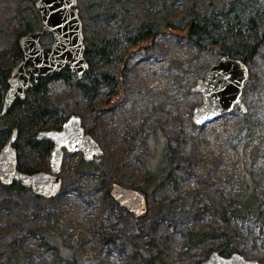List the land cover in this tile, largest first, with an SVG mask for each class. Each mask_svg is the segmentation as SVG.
Here are the masks:
<instances>
[{"label": "rangeland", "instance_id": "1", "mask_svg": "<svg viewBox=\"0 0 264 264\" xmlns=\"http://www.w3.org/2000/svg\"><path fill=\"white\" fill-rule=\"evenodd\" d=\"M35 2L0 0V56L12 59L13 45L29 32L28 26L32 30L41 28ZM164 3L165 0H78L83 25L89 16L100 14L95 19L99 22L98 29L105 27L107 35L119 31L124 41L127 35L137 33L143 20H152L158 47L132 48L131 78L141 82L133 84L132 91L126 86L129 95L116 107L106 103V94L100 95L91 106L65 77H50L49 94L54 102L62 103L59 108L64 106L66 115L74 112L82 116L85 130L104 150L100 161L111 167L114 160L121 171L115 165L112 167L113 181L108 185L101 170L87 169L88 162L83 160L82 153L66 151L60 172L64 181L61 194L54 197L58 200L56 208L48 205L52 198H43L48 202L45 210L40 197L31 189L25 188L22 196H18L0 182V264H70L65 253H74L79 264H126L127 251H120L113 243L104 244L107 232L119 235L128 232L125 241L128 251L139 248L147 256L149 252L158 253L161 247L162 255L174 264H200L208 257L210 248L216 249L227 240L246 259L264 264V40L255 58L246 62L249 78L241 95L246 112L236 106L217 120L196 126L192 112L203 103L202 95L191 89L185 93L181 90L187 78L192 76L195 81L204 78L210 66L222 57L209 35L205 40L202 38V46L188 40L182 33L186 23L192 17L197 20L199 13L200 18L217 19L216 13L223 10L228 12V20L217 19L222 26L217 32L221 39L237 34L257 42L264 36V0H201L198 15L191 17H185L191 12L183 4L165 11ZM234 3L237 8L230 10ZM166 16L173 21L169 27L164 21ZM83 31L86 32L85 25ZM52 39L51 34H46L41 43H50ZM130 49L125 43L120 55L128 54ZM168 65L173 69L167 70ZM177 113H181L178 121L182 122L185 134L176 139L172 136L176 120L169 118ZM17 147L19 163L35 166L32 171H51L49 156L41 157L26 134L19 136ZM169 158L173 170L160 186L150 190L148 215L138 219L117 201L118 205L109 209L108 188L119 183L136 189L147 181L148 164L159 177L166 174ZM246 178L250 179L253 196L260 203L259 216H230L231 208L236 210L241 205ZM182 210L186 211L185 218L177 213ZM224 212L227 221L221 216ZM123 217L129 220L128 228L123 226ZM47 221L64 239V259L55 248L42 243L37 233L24 230L27 225ZM211 228L221 235L195 245L186 242L184 229ZM129 239L131 242H127ZM15 248L23 253L20 262L9 259ZM139 263L149 264L141 256Z\"/></svg>", "mask_w": 264, "mask_h": 264}, {"label": "trees", "instance_id": "2", "mask_svg": "<svg viewBox=\"0 0 264 264\" xmlns=\"http://www.w3.org/2000/svg\"><path fill=\"white\" fill-rule=\"evenodd\" d=\"M201 0H165L164 7L165 11L174 10L175 6H179L180 4H183V8L185 10H189L191 12L188 15H185V17H191V15L199 13V6H200ZM242 0H235V2H241ZM237 6V3H234L232 7H230V10H233L234 7ZM237 8V7H236ZM155 14L154 11H149ZM103 14V12H101ZM167 16L171 15L170 13L166 14ZM164 19L165 24L167 27L173 24V21L170 20L168 17ZM201 14L197 16V20H195L193 17L192 19L186 23L185 31L182 32L185 37L195 42L198 45L203 44V40H205L206 36L209 35V37L212 39L211 44L215 45V47L218 48L219 53L223 55H227L229 57L239 58L242 59L245 63L248 61H252L256 54L257 50L260 47L263 39L258 40L257 42H252L247 40L245 37H239L237 34H234L235 37L230 36L227 39H221L218 35L221 29V23L219 22L220 19H227L228 12H224L223 10L218 11L216 13V18H208V17H202L200 18ZM90 17V18H89ZM87 18L86 23L84 24L86 26V34L84 33L85 37V43H86V53L85 57L87 61L89 62V68L86 70L84 76L82 78H78L73 72H71L68 69H64L59 74H51L45 78L40 79L39 82L34 83L33 86L28 90L27 96L25 99H16L11 106L10 110L2 117H0V149L2 148L5 141L9 138L11 132L14 128L18 129L19 136L21 134H26L30 142L34 144V149L38 153L41 154V157H47L49 156L51 149H52V142L48 140L43 141H36L33 136L35 133L42 128H60L65 121V119L70 115H66V112H64V106L59 108V105L62 103L54 102V100L51 98L49 94V80L50 77H65L68 82H71L72 87L80 94L83 95L84 99L86 100L87 104H90L91 106H94V104L97 101V98L102 95L106 94V103L108 105H115L113 107H116L119 103L123 102L124 99L129 95V92H127V88L132 91L133 84H136L134 78H131L133 67L130 66L134 62H130V55L131 52L134 51L132 48H136V46H142L146 45L148 49L156 50L158 46L155 45V37H156V25L153 24L152 20H143L141 24L137 28V33L130 34L126 36V41L123 40V38L120 36L119 31H116L113 33H110V35H107V31H104L106 28L98 29L99 22L98 17H101L100 14L95 16H89ZM230 19V18H229ZM100 20V19H99ZM228 20V19H227ZM264 21V20H263ZM252 20L247 22L248 24L251 23ZM231 24V21H230ZM83 25V30H84ZM32 28L29 25L28 31H31ZM229 31V30H228ZM153 32H155L153 34ZM218 32V33H217ZM102 39V41H101ZM140 42V44H139ZM125 43L129 44L131 49L128 51V54L120 55V49L122 45ZM207 45V44H204ZM200 46V47H201ZM14 54L11 56H0V112L2 110L3 106V100H4V94L8 88V78L10 76L11 70L13 68V65L23 59L22 51L19 47L18 42H15L13 45ZM167 52V48L165 49V53ZM130 53V54H129ZM1 55V54H0ZM17 57V58H16ZM15 60V61H14ZM171 64V62H170ZM205 65V64H204ZM173 68L168 65L167 70H172ZM193 77L187 78L186 83L182 84L181 87L183 91L188 92L190 90V83L192 82ZM141 82L138 80V83ZM137 83V84H138ZM127 86V88H126ZM132 88V89H131ZM181 99H179L180 102ZM182 102V100H181ZM96 109V108H95ZM74 113V112H73ZM181 113H177L173 116H171L169 119H175V123L173 126L172 136L173 138H178L179 135L185 134L184 127L181 121H178L179 116ZM169 119L167 118V122L169 123ZM172 121V120H171ZM169 125H171L169 123ZM157 129H160L158 126ZM115 129V128H113ZM162 132V130L160 129ZM149 135H147L148 140ZM17 146V142H16ZM18 148V147H17ZM167 151V148H166ZM170 151H167V156L170 157ZM172 158V157H171ZM168 159V169L166 174H160L159 177L154 175L153 171L150 169L149 164L146 167V171L148 176L146 177L147 181L146 183L140 185L136 188L140 193L144 194L147 197V201L149 203V192L150 190H155L158 186H160L164 181L166 177H169L173 167L171 166L172 159ZM113 163H111V167L107 165V163H102L100 161V158H94L93 162L87 163V169L89 170H101L103 172V179L106 180L108 185L111 184V181H113V166L115 169L120 170V167L118 164L113 160ZM86 164V163H85ZM35 166L29 167L27 165H24L22 163H19V169L27 172H31L32 169H34ZM81 169V168H80ZM82 170V169H81ZM165 172V171H164ZM163 172V173H164ZM121 173V172H120ZM9 192H14L18 196H22V191L25 190V187L21 186L20 183H15L11 187H9ZM142 192H141V191ZM244 194L242 199L239 201L241 204L239 208L236 210L234 208H231L230 216L234 217H246L248 214H254L257 217L259 216V207L260 203L258 202L257 198L253 196V190L250 187V179L246 178L245 180V186H244ZM61 194V193H60ZM59 194V195H60ZM107 198L109 201V209L113 210L115 207H113V204H117L116 200L111 194V189L108 188L107 190ZM50 200L46 202L42 197H40V205L42 206V209H46L48 205H52L56 208L55 203L58 200ZM87 200V199H86ZM90 203L89 201H87ZM1 204V203H0ZM48 204V205H47ZM118 205V204H117ZM1 207V205H0ZM118 208V207H116ZM176 210V209H175ZM108 211V209H107ZM170 211V208L169 210ZM181 216L185 218V210L177 212ZM238 213V214H237ZM243 213V215H242ZM149 214V210L147 209V212L144 215L138 216V219H143L146 215ZM221 216L224 221L228 220V215L224 213H221ZM45 216L42 215V218ZM46 218V217H45ZM261 218V217H260ZM262 219V218H261ZM123 226L125 224V227L128 228V219L126 217H123ZM48 222V221H47ZM45 223H40L37 226L29 227L28 225L24 229L25 232L28 233H37L41 239L42 243H45V245L51 246L56 249L58 254H60V257L62 259V254L64 253V239L61 234L57 233L55 230V227L48 222L45 225H42ZM146 228V227H144ZM125 231L124 229L122 230ZM128 232H126L127 234ZM184 237H186V242L191 245H195L197 243H200L201 241H205L206 239L210 237H216L218 238L221 233L219 231H216L215 228H211L209 230H183ZM109 234V235H108ZM122 234L119 235L118 233H109L104 237V244L107 243H113L118 246L120 251H127L128 258L126 259V264H140L139 259L140 256L144 257L146 262L149 264H174L169 262L166 259V255H162L163 252H161V247L159 249L158 253L150 254V252L146 255H143L139 248L132 249L130 251L127 250V244L125 241L127 240V235ZM125 235V236H124ZM223 235V233H222ZM127 242H131V239H129ZM230 242L227 240L226 242L222 243L220 247L218 248H210V250L207 251L206 255H210L211 252L217 250L222 254H230L231 252L235 251L234 248L230 247ZM123 245L121 248L120 245ZM72 249V248H71ZM106 249V247H105ZM63 252V253H62ZM67 254L68 263L70 264H79L78 260L75 258V254L71 253H65ZM23 253L18 250V248H15L13 253L10 254V260L20 262V259L22 258Z\"/></svg>", "mask_w": 264, "mask_h": 264}, {"label": "water", "instance_id": "3", "mask_svg": "<svg viewBox=\"0 0 264 264\" xmlns=\"http://www.w3.org/2000/svg\"><path fill=\"white\" fill-rule=\"evenodd\" d=\"M35 1L41 28L29 31L18 41L23 60L11 70L0 116L10 110L16 99H25L27 91L40 79L50 74H59L64 69L82 78L89 68L78 1ZM46 34L52 35V42L42 44L41 38ZM248 78L249 67L242 59L223 55L217 63L211 65L205 77L199 79L193 88V92H199L203 96V103L193 110L194 124L201 126L212 122L238 104L245 111L240 95ZM18 136V129L14 128L0 150V182L7 187L20 183L42 198H53L62 189L63 178L60 172L65 148L73 153L82 152L87 162L104 152L91 134L85 132L81 115L73 113L68 116L61 129H40L35 133L33 138L36 141L49 140L53 144L49 155L51 171L27 173L18 168V150L15 146ZM111 194L119 205L135 216L147 212V197L138 190L114 183ZM200 264L262 263L248 260L236 251L226 256L215 250Z\"/></svg>", "mask_w": 264, "mask_h": 264}, {"label": "flooded vegetation", "instance_id": "4", "mask_svg": "<svg viewBox=\"0 0 264 264\" xmlns=\"http://www.w3.org/2000/svg\"><path fill=\"white\" fill-rule=\"evenodd\" d=\"M54 129V128H53ZM38 142H40V141H38ZM70 152V151H68L66 148L64 149V157H65V152ZM73 154H75V153H73ZM50 155V154H49ZM83 160H84V158H83ZM85 161V160H84ZM94 161V159L92 160V161H88V163H90V162H93ZM85 162H87V161H85ZM63 163H64V161H63ZM21 171H23V170H21ZM24 172H27V171H24ZM32 172H35V171H31V172H27V173H32Z\"/></svg>", "mask_w": 264, "mask_h": 264}, {"label": "built area", "instance_id": "5", "mask_svg": "<svg viewBox=\"0 0 264 264\" xmlns=\"http://www.w3.org/2000/svg\"><path fill=\"white\" fill-rule=\"evenodd\" d=\"M192 83V82H191ZM181 99H183V97H181ZM183 103H185V101H183Z\"/></svg>", "mask_w": 264, "mask_h": 264}, {"label": "bare ground", "instance_id": "6", "mask_svg": "<svg viewBox=\"0 0 264 264\" xmlns=\"http://www.w3.org/2000/svg\"><path fill=\"white\" fill-rule=\"evenodd\" d=\"M136 190V189H135Z\"/></svg>", "mask_w": 264, "mask_h": 264}]
</instances>
